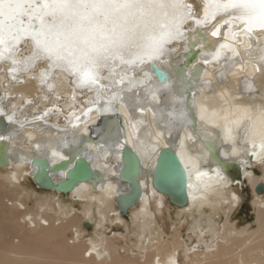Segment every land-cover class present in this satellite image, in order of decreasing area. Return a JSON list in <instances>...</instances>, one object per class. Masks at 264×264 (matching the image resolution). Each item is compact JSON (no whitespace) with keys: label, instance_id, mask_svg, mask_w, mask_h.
<instances>
[{"label":"bare ground","instance_id":"obj_1","mask_svg":"<svg viewBox=\"0 0 264 264\" xmlns=\"http://www.w3.org/2000/svg\"><path fill=\"white\" fill-rule=\"evenodd\" d=\"M188 3L197 11L201 8V0ZM261 34L264 31L254 32L252 51H242L245 60L259 57L255 46L257 40L264 41L259 38ZM213 39L220 42L222 36ZM174 47L183 52L182 45ZM30 51L31 44L25 41L18 57ZM200 57L201 52L186 69L179 65L181 54L174 56L170 65L157 64L168 73V90L153 96L146 95L143 86H137L124 93L126 107L114 101L108 112L104 111V99L97 100L93 92L78 89L60 71L51 73L53 87L49 90L40 82L45 62L37 61L28 72L12 75L7 71L8 63L0 64V104L16 121L0 128V144H5L9 160L0 168L14 166L0 177V264H264V196L254 191L256 184L264 185V123L256 120L258 116L264 118V63L244 64L237 58L242 70L233 67L225 71L221 67L223 60L202 65L198 63ZM193 65L199 69L198 76ZM187 93L191 111L187 108ZM93 102L101 111H92L84 118L82 109ZM114 107L123 117L124 135L114 117ZM137 107L144 112L139 113ZM77 113L79 122L71 126ZM193 118L201 139L213 141L218 156L239 163L242 179L248 178L257 209L255 227H238V222L233 221V213L242 201L230 186V176H235L236 169L226 172L209 158L191 127ZM170 119L172 127H168ZM88 127L93 129L94 139ZM124 145L132 148L142 163L138 175L141 198L134 207L137 213L143 211L152 217L147 223L149 232L140 234L143 241L135 250L103 232L86 237L81 226L87 220L90 226L103 227L110 212H119L114 198L128 190L117 176L118 155ZM162 146L175 150L188 175V202L176 208L184 211L210 207L214 211L217 206L223 213L217 239H209L206 221L197 224L200 235L191 240L183 237L186 221L170 224L166 214L158 216L157 207L168 202L152 187L151 169L156 149ZM73 152L88 158L100 173L99 179L79 183L67 193L73 200L91 201V206L83 210L65 203L55 207L47 198L36 199L30 206L29 191L21 180L35 172L32 157L38 155L56 162ZM253 166L261 169L260 176L253 174ZM52 178L56 181L62 174L54 173Z\"/></svg>","mask_w":264,"mask_h":264},{"label":"snow or ice","instance_id":"obj_2","mask_svg":"<svg viewBox=\"0 0 264 264\" xmlns=\"http://www.w3.org/2000/svg\"><path fill=\"white\" fill-rule=\"evenodd\" d=\"M257 30L264 31V0H201L199 11L188 0H0V63H10L12 75L45 62L40 82L49 90L51 73L60 71L78 89L104 99L108 111L114 101L126 107L124 93L137 86L153 96L168 90L167 76L157 74L156 65L173 63L180 54L174 45H182L185 54L195 47L205 65L223 60L225 71L242 70L237 58L244 64L264 63V41L257 40L256 60L242 56L253 50ZM221 36L222 42L213 39ZM25 41L31 51L20 60ZM193 70L198 76L196 65ZM7 119L16 122L13 116ZM256 120L264 123L260 116Z\"/></svg>","mask_w":264,"mask_h":264},{"label":"water","instance_id":"obj_3","mask_svg":"<svg viewBox=\"0 0 264 264\" xmlns=\"http://www.w3.org/2000/svg\"><path fill=\"white\" fill-rule=\"evenodd\" d=\"M261 40H264V35L261 34L259 37ZM222 42V41H220ZM24 43V42H23ZM21 43L20 45H22ZM30 43V42H29ZM20 47V46H19ZM199 50L193 47L187 54L181 52V62L179 65L183 68H188L193 61H196ZM252 51V50H251ZM28 55V54H27ZM25 55V56H27ZM17 57L20 60H23L25 57ZM211 60V57H208ZM254 58L253 60H256ZM198 63H201L198 60ZM1 64V63H0ZM8 69L11 67L10 63H8ZM202 65H205L201 63ZM156 72H163L168 79V73L163 68L156 65ZM180 73V77L183 75ZM140 76V75H138ZM155 79V76H154ZM187 108L191 111L190 104V93L186 95ZM86 100V99H84ZM88 108H92V111H96V108H99L96 103H91L86 105L81 114L84 118H87L89 113L85 115V111ZM141 107H137L136 110L139 113H143L141 111ZM108 112V111H107ZM99 113V112H98ZM114 117L117 120L118 127L122 133L125 134V126L123 117L118 113V110L114 107ZM80 114L77 113L72 117L70 122L71 126H76L79 122ZM2 126H0L1 128ZM194 134L197 135L202 145L208 150L209 158L220 165V167L224 171H229L232 168L236 169L235 176L231 175L230 178L232 182H242L241 176V167L239 163L234 161H228L225 159H221L217 154V147L215 143L209 139H201V137L196 132L195 120L193 118V122L191 125ZM90 138L94 139L93 129L90 127ZM119 162L117 168V176L119 180L127 185V192H119L116 194L114 201L116 209L122 215H126L130 209H132L136 203L141 198V184L138 180V175L142 169V163L138 154L129 146L124 145L119 152ZM9 164L6 146L4 143L0 144V167L7 166ZM31 164L35 167V172L32 176H29L33 181L36 187L43 190H51L56 191L57 193L67 194L76 187L77 184L87 181H94L100 178V173L96 169L92 167L91 161L82 156L75 153H71L69 156L61 158L56 162H50L47 157H40L35 155L31 159ZM54 173H61L62 178L56 181L53 180L52 175ZM188 175L186 169L178 157L177 153L174 149L162 146L156 149L155 158L153 160V165L151 169V185L152 187L161 194L166 196L167 202L175 207H183L188 202ZM93 187V186H92ZM94 188V187H93ZM254 191L256 193H262L264 191V185L262 183H258L254 187ZM83 225L85 227H90V222L87 220L83 221Z\"/></svg>","mask_w":264,"mask_h":264},{"label":"rangeland","instance_id":"obj_4","mask_svg":"<svg viewBox=\"0 0 264 264\" xmlns=\"http://www.w3.org/2000/svg\"><path fill=\"white\" fill-rule=\"evenodd\" d=\"M0 108H2L1 104H0ZM4 113H5L4 115H0V126L2 127L13 123V122H9V120L7 119L8 116H12V115H10V113H6L5 111ZM88 132H90L89 127H88ZM13 169L14 166L8 169L0 168V177L5 176L6 173L12 171ZM251 170L253 174H255L256 176L261 175V169L259 167L253 166ZM21 185L29 191L30 206H32L35 201L41 198H47L52 200L53 205L55 207H57L58 204H63V203L69 204V206H74L75 207L74 209H78V210H83L91 206L90 204L91 201L89 200L87 201L73 200L70 194L60 195L57 194L55 191L38 189L33 183V181L29 179V177L27 178V176L25 177L24 180H21ZM230 186L234 188L242 197V201L240 202V204L237 206V208L233 213L232 216L233 221L238 222L237 223L238 227H241V225L245 226L247 224H250L252 225V227H255L257 209L254 203L252 202L253 192L251 190L248 178L243 177L242 182H236V183L231 182ZM261 194L262 196H264L263 195L264 192H262ZM166 206H161V207L156 206L158 209L156 211L158 216L163 217L165 216L163 214H166L168 216V222H170V224L178 225L180 222L186 221L187 225L185 224V227L182 230L184 238L197 240V237L200 235L199 229H196L197 224L199 222H204V221H206L205 225L208 226L207 235L209 234L208 235L209 239H217L218 235L221 232L220 225L223 221V213L220 212L219 209H217L218 208L217 206H215L216 209L214 211L210 207H208L207 209L194 207L195 209L189 208L183 211L180 208L171 206L169 203ZM148 209L149 208H147V210ZM137 210H138L137 207L136 208L134 207L130 209L126 215H122L117 211L110 212L109 216L107 217L106 221L103 224V227L102 225H98V224H94L90 227H85L83 225V222L81 226L86 234L85 235L86 237H88L89 235L98 236L100 232H103L106 236L112 235L117 239L118 242L125 243L130 248L135 250L134 247L140 245V243L143 241L142 235L140 234L141 233L143 234V232L147 233V231L149 232V227L147 226V223L150 220V218L152 219V217H150L149 214H146L143 211H139L137 213ZM120 218H122L123 220L121 221ZM68 237H70V234L68 235ZM121 251L123 250L121 249Z\"/></svg>","mask_w":264,"mask_h":264}]
</instances>
